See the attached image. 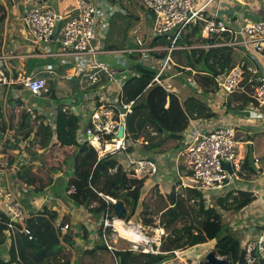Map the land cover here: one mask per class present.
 I'll return each instance as SVG.
<instances>
[{"label": "built area", "instance_id": "obj_1", "mask_svg": "<svg viewBox=\"0 0 264 264\" xmlns=\"http://www.w3.org/2000/svg\"><path fill=\"white\" fill-rule=\"evenodd\" d=\"M74 1L73 9L68 13L56 12L49 5L38 2L25 10L21 20L28 40L40 56L56 58L57 62L38 65L27 73L16 71L11 65L10 61L15 55L1 52L0 87L9 88L19 85L32 98L39 97L47 100L44 98L48 97L49 86L42 74L58 71L62 65L71 66L74 71L66 74L65 78L81 77V94L77 100L75 99L77 95L68 97V101L62 103L61 111L65 115L73 114L78 118L77 141L79 143L87 142L97 150L98 156L117 155L131 178L144 181L142 190L149 183L156 184L162 172L165 175L173 172L174 177L179 180L175 190L196 188L203 190L207 196L210 194L206 192L218 194L227 192L231 180L241 178L239 172L244 158L239 152L235 129L232 125L209 119L198 121L199 118L193 113L189 116L188 126L181 134L183 147L177 152L176 164L172 170L163 171L156 157L149 156L150 154L142 155L141 152L138 155L128 154L132 148L146 145L147 141L143 137L133 139L126 132V116L131 113L135 99L126 100L123 94L125 81L133 74L123 59L125 54H138L137 62L157 71L147 87L156 83L166 91L174 92L171 79L179 74L176 70L180 68L175 65L172 53L177 49L189 48L177 44L187 28L199 24L201 33L205 36L225 34L228 36L225 45L264 55V19L251 20L244 14L237 16L232 14L227 17L220 15L219 10L206 14L205 9L213 0H207L201 4L197 0H139L149 12L151 19L147 35L135 37V47L111 49L105 45L108 17L111 15L109 5L102 0ZM158 37H163L169 42L165 48L166 53L160 60L148 56V53L154 50L153 41ZM103 55L115 59L120 68L110 67L100 58ZM186 69L192 68L187 66ZM123 70L128 74L117 77ZM243 73L242 64L236 63L226 73L217 75V90L225 96L235 92L243 78ZM186 81H190L189 85L196 87L191 83L190 78H186ZM250 81L248 79V82ZM252 96L259 106H264V71L258 77V84L254 86ZM54 100H49L52 105L57 104L51 108L50 112L46 113L44 109L30 103L27 107L25 106V110L32 118H38L43 122L46 120L45 123L54 128L52 115L56 114L58 107V103H54ZM77 108L78 111H76ZM120 125L124 129L123 135L118 137L116 134ZM2 143L1 141L0 158H2ZM139 150L135 149V151ZM222 162H229L231 173L222 166ZM9 196L12 201L6 204L9 217L6 231L8 240L12 238L15 231L12 221H25L32 216L24 214L14 195ZM106 199L111 203L116 202L108 196ZM108 214L107 210L105 215L96 221L95 227L92 224L88 226L97 231V239L103 242L105 249L110 253L112 264H120L115 251L122 249L113 244L118 242L119 236H122L116 226L117 220L127 226L130 225L140 233L138 240L121 237L130 242L127 249L152 254L160 252L161 237L165 234L163 227L139 223L142 227L137 228V223L132 224L131 221L117 215H111L109 218ZM53 225L60 240L68 232L77 235L80 228L62 220L56 222V219ZM22 230L29 234L25 226ZM200 246L203 249V245ZM241 246L246 264L264 261V219L259 222L258 232L252 237L246 236L241 241ZM67 249L71 252L70 247ZM188 249L187 252L186 250L169 252L170 256L167 260L173 257L175 259L185 252L188 254L192 248ZM200 254L196 255V258ZM167 260L163 262L169 263ZM72 262L73 259L70 258V264Z\"/></svg>", "mask_w": 264, "mask_h": 264}, {"label": "trees", "instance_id": "obj_2", "mask_svg": "<svg viewBox=\"0 0 264 264\" xmlns=\"http://www.w3.org/2000/svg\"><path fill=\"white\" fill-rule=\"evenodd\" d=\"M13 1L7 0L8 4H12ZM2 19L3 14L0 15V20ZM160 38H156L153 44L158 42L169 44L166 40L157 41ZM221 40L219 35H209L203 38L201 25L196 24L187 28L177 44L190 46L200 43L206 46L190 47L173 52L180 65L194 67L201 64L202 68L209 72L196 73L194 79L205 89L211 91L214 89L213 86H216V76L229 71L235 66L239 57V52L234 47L221 44ZM130 41L131 46L134 40L130 38ZM137 56L138 54H132L130 59L133 60ZM127 65L132 68L133 74L126 79L123 94L126 100L135 99V101L131 113L126 116V132L133 139L143 137L147 144L142 146L140 151L151 155L156 148L160 150L168 139L180 140L183 130L188 126L189 116L197 112L189 108L192 103L181 102L175 93L166 91L160 85L153 83L147 87L157 72L155 69L136 60ZM27 73H30L29 69ZM243 74L237 89L245 87L239 91L240 100L234 102L232 99H227L224 101L225 112L234 108L242 109L249 104L259 106L252 96L254 86L258 84V81L248 82L251 72L246 68ZM47 76L50 97L59 101L55 127L52 128L50 124L38 118H32L25 109L21 110L17 128L24 130L22 134V138L26 140L24 144L34 147L31 152L33 158H30V162L33 159L40 162L36 167V172L32 173H30L32 168L36 166L34 163H21L10 173L11 177L32 185L35 189H37L35 187L37 182L41 188L53 189L55 183L62 177L64 184L57 191L64 192L63 198L66 201L84 206L95 221L104 216L107 210L109 218L111 215H117L114 203L107 201L106 196L115 199L116 202H121L125 213L120 218L131 221L141 205L140 197L144 181L131 178L117 155L98 156L94 147L87 142L77 141L78 118L73 114L65 115L61 111L62 104L57 97L73 96L79 89V84L76 79H65L49 74ZM60 79L68 83L69 87L59 86ZM11 100L10 96L8 102ZM1 107L2 101L0 100V136L2 137L5 123ZM199 110L204 111L206 114L204 117L213 116L215 113L208 107H199ZM31 133L33 137L29 139ZM53 136L57 141L51 142ZM11 141L14 148H21V139L15 138ZM37 148H48V151L39 153ZM38 154H40L39 157H37ZM256 172L251 150H249L243 158L239 174L242 178H248ZM178 183L179 180L172 185L170 191L166 192L167 201L160 213L157 212L158 219L154 221V218H143L142 223L145 225L163 227L165 234L161 237L160 252L152 254L127 248L117 249L115 254L120 264H159L161 261H166L170 256L169 252L173 250H184L209 240L215 241L213 251L225 260V264H246L240 238L233 233L228 224H224L221 214L216 212L214 207L206 206L205 197L202 196L200 190L196 188L175 190ZM252 200H254V195L251 192L239 190L232 195L231 202L224 206L239 210ZM148 208L149 206H144L141 216L149 212ZM55 218L53 211L43 209L26 219L23 224L19 221H12L15 231L12 238L8 240L6 231L9 217L0 209V246L6 241L9 243L8 259L4 260L0 255V264H70L65 244L76 247V235L68 232L60 240L53 225ZM23 226L29 230V234L23 232ZM80 228L85 231L83 226ZM98 248L105 249L103 245L88 248L85 249L83 256L88 258L95 256ZM77 261L84 264L79 257ZM97 264L104 263L98 262ZM256 264H264V261Z\"/></svg>", "mask_w": 264, "mask_h": 264}, {"label": "crops", "instance_id": "obj_3", "mask_svg": "<svg viewBox=\"0 0 264 264\" xmlns=\"http://www.w3.org/2000/svg\"><path fill=\"white\" fill-rule=\"evenodd\" d=\"M106 2L109 5V11L111 12L110 17H108V24H107V32H106V38H105V45L108 46L111 49H121V48H131L135 47L133 41V45L131 44L130 38L131 34H134L136 32H139V29L141 28V19H142V13L141 12H135L129 9V6L133 5L136 0H102ZM207 0H197L199 4L206 2ZM44 3L49 5L54 11L60 12V13H68L71 12L75 1L74 0H14L12 4H8L7 0H0V15L3 14V19L0 20V53L5 52L9 55V53H12L15 55L14 58L11 59L10 63L14 67L16 71H25L27 72L29 69V72L32 71V69L38 65H41L44 62L39 63V60L46 59L43 56H40V53H37L35 51L34 45L28 40V37L25 35V29L22 24V15L25 12L27 8L30 7V5L34 3ZM221 11L222 16L227 15H240L244 14L245 17L251 20H261L264 19V0H213L205 9L206 14H210L215 11ZM144 19L147 20L146 22V30L142 34V36H135V37H143L146 36L149 30V27L151 25V19L149 12L145 9L144 11ZM120 15V19L115 21V26H119L120 24H124V37L122 46L117 47L115 44L110 42L111 34H110V20L116 16ZM228 17V16H227ZM149 22V23H148ZM101 26V25H100ZM201 36L203 38H206L208 36H205L201 33ZM220 38L222 39V43L227 44V35H220ZM107 39L109 41L107 42ZM165 41L163 37L160 39H157V41ZM225 45V44H224ZM3 46V47H2ZM186 47H205L206 45L195 43L192 45H184ZM167 47V44L158 42L153 44L154 50L148 53V56L151 58H154L156 60H160L164 57V54L166 53L165 48ZM3 48V49H2ZM239 52V57L237 60V63L242 64L243 69L246 68L251 72V75H249L248 79L251 80L249 83H252L253 81H258V77L261 75V72L264 71V55L258 52H245L240 48H235ZM179 50V49H177ZM131 54H125L123 62L126 63L127 68L129 67L131 70L132 68L128 66V63H131L132 61L136 60V58H133V60L130 59ZM106 56H101L100 58L104 60ZM172 58L177 67H179V70H176L179 74L176 75V77L171 79V84L174 87V92L179 100L181 102L193 103L191 106V110L197 112L195 115L199 118L198 121L201 119H209L210 121H217V122H224L226 124L232 125L235 128V135H236V141L238 142L239 146V152L245 156L246 152L251 150V157L253 159L254 167L256 168L257 172L254 175H251L248 178H239L238 180H231V183L228 187V196L230 194H236L237 191H249L254 195V200H252L249 204L242 207L239 210L229 209L232 218L228 222V226L231 230H240L242 232L240 238V243L244 238L252 237L258 232V225L261 220L264 219V106H253L252 104L245 106L242 109H232L229 112H225L223 102L227 101V99H231L235 92L226 95L221 93L217 90V86H213L214 89L207 90L204 88V86H201L195 79L194 75L196 73H209L208 71L204 70L201 66V64H197L194 67H191L192 69H186L187 66H182L179 63H177L174 54L172 53ZM241 58V59H240ZM115 60V59H114ZM116 61V60H115ZM137 61V60H136ZM117 62V61H116ZM32 65V66H31ZM176 67V69H177ZM185 67L181 70V68ZM190 71V72H188ZM244 75V74H243ZM186 78H190L191 83L195 84L196 87L189 85L190 81H186ZM74 80V79H73ZM183 84V86L180 85ZM188 83V84H187ZM17 87L19 89V86H11L9 88L7 87H0V100L2 101V112L3 108L7 105V103H13V100L19 104V107H24L21 110H24L28 106L29 99L28 97L24 99L22 97L23 92L21 94L19 91H13V88ZM23 91H26L22 89ZM81 92L79 91V95ZM77 95V92L74 94ZM11 96L12 100L11 102H8V98ZM30 98L31 95L28 94ZM19 100H25V103L23 104ZM238 100H240L238 98ZM192 101V102H189ZM59 102V101H58ZM57 102V103H58ZM43 103H48L40 101L38 104L39 107L43 105ZM52 104V103H51ZM55 105V104H54ZM57 105V104H56ZM26 106V107H25ZM53 106V105H52ZM199 107H208L212 112H215L213 116L210 117H204L206 114L204 111H200ZM52 108V107H50ZM44 109V107H43ZM20 110V112H21ZM78 111V110H76ZM191 111V112H193ZM4 120V116H3ZM45 122H47L45 120ZM44 122V123H45ZM4 123L6 125V122L4 120ZM209 126V125H208ZM35 130V129H34ZM5 132V131H4ZM259 135V138L256 139ZM33 137V133L29 135V139ZM0 139L4 142L6 139H15L11 134H8L7 132L2 134V137L0 136ZM240 139V140H239ZM256 139V140H255ZM169 140V139H168ZM170 140L176 141L175 145L170 147H162L160 150H157L156 148L155 152H153L151 155L150 153L135 151V149L132 148L128 154H135L138 155H149L152 157H156L157 161L161 165L163 171L172 170V167L175 166L176 160H177V152L183 147L182 139L176 140L170 138ZM23 143H26V140H22ZM57 141L55 136L52 137L51 142ZM258 143H260V150L259 152H256V145L259 147ZM39 145L38 143H36ZM165 145V144H164ZM27 146L25 144H21L20 142V149H18V154L22 152V149ZM41 150V151H40ZM48 151V148H37V151L39 153ZM15 151V150H13ZM7 152V151H6ZM24 154L23 152L21 155ZM127 154V153H126ZM40 154L37 155L39 157ZM16 155L12 153L10 155V159L12 162H9V167L5 168L0 163V209L3 210L5 213H7L6 204L11 200V196L14 195L17 199L16 201L21 205L22 210L24 211V214L26 216L35 215L36 213L42 211L43 209L53 211L56 215V222H60L61 220L64 222H69L73 226H83L85 228V231L79 228L78 234L76 237V247H70L71 250V256L73 259L72 264H78L77 259L78 257L82 259V262L86 260L84 255L85 249L92 248L94 244H98L99 240L97 239V236L94 237L90 236V239L92 238V241L88 240V234H90V231H93L88 226L91 224L88 219H95L91 216L90 212L82 205H75L74 203L70 201H66L64 198L60 197L54 189H49V187L41 188L39 187V183H36V188L34 186L24 183L23 181H20L19 179H15L11 177V172L13 169L17 166H19L21 163H34L36 166L39 164V160L33 159L32 162L30 160L33 158V156L30 154L25 158L24 156L21 157L22 159L17 161V157L14 159ZM31 158V159H30ZM32 168V170H33ZM173 180V183L177 182L178 179L174 177L173 172L170 175H165L162 172V176L159 178L158 182L153 185V183H149V185L145 186V189L142 190L141 193V206L139 211L142 209L143 206H149L146 204V202H149V197H147V191H150V185L152 184L154 188L155 195L162 192H168L170 191L172 185H169L170 182ZM24 187H26V191H24ZM170 187V189H169ZM151 197V196H150ZM167 198V197H166ZM231 197H227L226 199H223L222 201L226 204H229L231 202ZM165 206V205H164ZM163 206V207H164ZM150 207V206H149ZM158 209V214L163 209ZM138 211V212H139ZM137 212V213H138ZM222 212H225L222 210ZM136 213V214H137ZM142 213V212H141ZM138 217L139 216H135ZM157 217V216H156ZM155 217V218H156ZM20 223L24 221H19ZM138 222V221H135ZM142 224V221H139ZM94 232V231H93ZM211 243V246H214L215 241L209 240L204 243ZM92 243V245H91ZM199 244L197 246L203 245ZM8 241H6L2 246H0V255L4 260L8 259ZM83 251L81 252L80 250ZM103 250L97 249L95 252V255H101ZM106 251V250H105ZM108 254V253H107ZM75 260V262H74ZM80 264V263H79ZM85 264V263H84ZM106 264V263H104Z\"/></svg>", "mask_w": 264, "mask_h": 264}, {"label": "rangeland", "instance_id": "obj_4", "mask_svg": "<svg viewBox=\"0 0 264 264\" xmlns=\"http://www.w3.org/2000/svg\"><path fill=\"white\" fill-rule=\"evenodd\" d=\"M112 1V0H111ZM117 1V0H116ZM129 9L132 10V11H135V12H141L142 13V19H141V28L139 29V32H136L134 34H131V39L135 41V36H142V34L145 32L146 30V22L147 20L144 19V11H145V8L144 6L142 5V3L139 1V0H136L135 3L131 6H129ZM120 19V15H116L114 16L111 20H110V25H109V28H110V34H111V38H110V42L115 44V46L117 47H120L122 46V43L123 40L125 39L124 37V24H120L119 26H115V21ZM149 23V22H148ZM109 41V39H107V42ZM134 45L136 46V43H134ZM104 62H107L108 65L112 68H120V65L112 58H108V57H105ZM41 62H44L42 64H46V63H56L57 60L56 58H53V57H46V59H42L41 61L39 60V63ZM32 66V65H31ZM74 71V68L71 67V66H67V65H62L60 67V69L58 71H55V72H45L42 74V76L48 80V76L47 74L49 75H55V76H60L61 78H65V75L68 74L69 72L72 73ZM122 74H128L127 71L123 70V71H120V73L117 75V77H120ZM66 79V78H65ZM77 80V83L79 84V89L76 91L77 94L79 95V91L81 92L80 90V80H81V77H78L76 78ZM181 86H183V84L180 83ZM15 86H19V85H15ZM48 86H49V83H48ZM59 86L61 87H66L68 88L69 87V84L66 83L64 80L60 79L59 81ZM245 88V87H243ZM13 91H19V93L21 94V92H23L22 94V97L27 98L29 99V102H28V105L29 103L30 104H34L35 106H38L39 107V103L40 101H48V103H43V105L41 106V108L43 109L44 107V110L45 112L47 113L48 111L50 112L52 109L50 107H54L56 106L51 104V100H54V99H51L50 97V94L47 93L48 97L44 98V99H47V100H43L42 98H39V97H33V98H30L28 96V92L27 91H23L22 88L19 86V89H17V87H14L13 88ZM239 91H242V89L240 90H236L233 97L231 98L232 101H238V98H239ZM63 96V97H62ZM61 97V98H59ZM61 104L63 102H67L68 99L67 97H65V95H61V96H58L57 97ZM50 101H49V100ZM75 99H79V96L78 97H75ZM20 102H22L23 104L25 103V100H19ZM54 103L58 102V100H54L53 101ZM193 104V103H192ZM24 107V105L22 107H19V104H17V102L15 100H13V103H7V105L3 108V116H4V120L6 122V125H5V132H7L8 134H11L14 138H19L21 140H23L24 138H22V134L24 132L23 129H21L20 127L17 128V124H18V121L20 120L21 118V112L20 110ZM189 108H191V106L189 105ZM78 110V108L76 109ZM56 116L57 114H54L52 115V120L55 122L56 121ZM235 129V128H234ZM4 132V133H5ZM236 137V135H235ZM256 139L259 138V135L257 137H255ZM236 139V138H235ZM255 139V140H256ZM3 141V139L1 140L0 139V142ZM176 141H173V140H167L164 147H170V146H173L175 145ZM21 144H24L23 141H21ZM259 147H257L256 145V152H259L260 150V143H258ZM142 146L144 145H140L139 147L135 148L136 150L137 149H142ZM259 148V150H258ZM34 149V147L32 146H25L23 149H22V152L24 154L20 155L18 154V149H14L13 147V143L11 140H8L6 139V141H4L2 143V158H0V163L2 164V166H4L5 168H8L9 167V162L11 161L10 159V155L12 153H14V155H18L17 156V161L22 159L21 157H25L27 158V156L30 154V152H32ZM50 149V147H49ZM15 150V151H13ZM7 151V152H6ZM41 151V150H40ZM42 152H44L42 150ZM254 165V164H253ZM35 171V168H33V170L30 172H34ZM256 174V173H255ZM173 183V180L170 182L169 185H172ZM62 184H64V179L62 177L59 178L58 182L55 183V185L53 186V189L56 191V193L60 196V197H64L65 194L63 191H57L60 189V187H62ZM150 191H147V197H149V202H146V204H148L150 207L148 208V213H145L144 215L141 216V212L144 210V206L142 207V209L135 215V216H139L138 217H132L131 218V222L132 224H135L137 223L136 225L138 226H141L139 223V221H142L143 222V218H154L156 221L158 219V215H157V211L158 209L162 208L166 201H167V193L164 191L162 193H158V195L154 193V188L153 185L151 184L150 185ZM170 189V187H169ZM200 192L202 193V196L205 197V204L206 206H209V207H214L216 209V212L220 213L221 214V217H222V220L224 222L225 225L228 224V222L230 221V219L232 218V215L229 211V208L228 206H224V205H228L226 204L225 202H223L222 200L223 199H226L227 197H231L232 199V195L234 194H230V196H228L227 194L229 193L228 191L227 192H222V193H214V192H206L207 194H210V195H206L204 193L203 190H200ZM151 196V197H150ZM141 206V205H140ZM140 209V208H139ZM225 211V212H222ZM50 211V210H49ZM157 216V217H156ZM156 217V218H155ZM89 222L92 224L93 227L96 226V221H93V219H88ZM135 221H138V222H135ZM155 223V222H154ZM143 224V223H142ZM90 229H93V228H90ZM94 231V230H93ZM93 231H90L91 233L88 234V240L92 241V238L90 239V236L94 237L95 235L98 236V233L97 231L95 230L94 232ZM233 233L237 236V237H240L242 232L240 230H235L233 231ZM122 236H119V239H118V242L117 243H113L114 246H116L117 248H126L128 245H129V241L127 239H124V238H121ZM92 245V243H91ZM98 245H103V242L99 239V243L98 244H94L92 247H97ZM66 247H70L69 245L65 244ZM195 246V245H194ZM105 247V246H104ZM202 246H195V247H187L185 248L184 250H186L187 252V249L188 248H192L190 249V252H188V254L185 252L184 254H182L180 257H177L174 259L171 258V259H168L167 261H169L168 264H203V263H206L205 262V255L213 250V247L211 246V243L208 242V243H204L203 244V249L200 248ZM189 250V249H188ZM81 252L83 251L80 250ZM105 253H101V255H95L91 258H88V257H85V261L84 263L85 264H97L98 262H102V263H106V264H112V257L110 255V253L105 249L103 250ZM70 251L68 250V253L69 254V257L72 258V256L70 255ZM108 253V254H107ZM201 253V254H200ZM198 258H196V255H198ZM190 257V258H188ZM182 258V259H181ZM75 262V260H74ZM77 263L79 264V262L77 261Z\"/></svg>", "mask_w": 264, "mask_h": 264}, {"label": "water", "instance_id": "obj_5", "mask_svg": "<svg viewBox=\"0 0 264 264\" xmlns=\"http://www.w3.org/2000/svg\"><path fill=\"white\" fill-rule=\"evenodd\" d=\"M73 79L74 78H72V80ZM123 129L124 127L120 125L118 128V132L116 134L118 137H121L123 135ZM222 166L231 173V167H230L229 162H222ZM114 206H115L117 216L122 217L125 213V208L123 204L121 202H115ZM205 262L206 264H225V260L221 256L217 255V253L213 250L209 251L205 255Z\"/></svg>", "mask_w": 264, "mask_h": 264}, {"label": "bare ground", "instance_id": "obj_6", "mask_svg": "<svg viewBox=\"0 0 264 264\" xmlns=\"http://www.w3.org/2000/svg\"><path fill=\"white\" fill-rule=\"evenodd\" d=\"M116 226L119 231V234L126 238L134 239V240H138L140 238V233L135 231L133 228H131L130 225L127 226L124 223H122L120 220H117ZM136 227L141 228L142 226L136 225ZM163 264H168V263L164 262Z\"/></svg>", "mask_w": 264, "mask_h": 264}]
</instances>
